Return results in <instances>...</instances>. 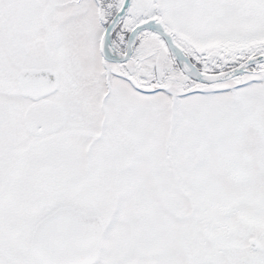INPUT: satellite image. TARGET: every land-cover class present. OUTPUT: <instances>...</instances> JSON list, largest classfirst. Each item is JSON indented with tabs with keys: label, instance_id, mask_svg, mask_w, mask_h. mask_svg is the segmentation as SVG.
<instances>
[{
	"label": "snow or ice",
	"instance_id": "obj_1",
	"mask_svg": "<svg viewBox=\"0 0 264 264\" xmlns=\"http://www.w3.org/2000/svg\"><path fill=\"white\" fill-rule=\"evenodd\" d=\"M0 264H264V0H0Z\"/></svg>",
	"mask_w": 264,
	"mask_h": 264
}]
</instances>
